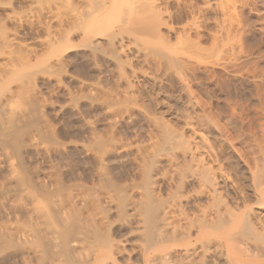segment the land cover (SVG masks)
Here are the masks:
<instances>
[{
    "label": "rangeland",
    "instance_id": "obj_1",
    "mask_svg": "<svg viewBox=\"0 0 264 264\" xmlns=\"http://www.w3.org/2000/svg\"><path fill=\"white\" fill-rule=\"evenodd\" d=\"M61 1L0 0V33L17 34L10 50L0 42V66L10 69L0 83V264H264V231L245 222L264 221L255 201L264 174V0L164 4V46L108 4L97 31L117 41L97 48L83 25L51 23L47 10ZM26 14L41 23L11 19ZM203 167L216 173L215 193L200 191ZM178 201L194 225L212 211L204 239L220 244L190 263L180 251L201 245L197 226L188 243L162 229L168 242L155 240L171 251L166 262L146 238ZM101 247L113 258L94 257Z\"/></svg>",
    "mask_w": 264,
    "mask_h": 264
},
{
    "label": "bare ground",
    "instance_id": "obj_2",
    "mask_svg": "<svg viewBox=\"0 0 264 264\" xmlns=\"http://www.w3.org/2000/svg\"><path fill=\"white\" fill-rule=\"evenodd\" d=\"M177 3V4H179L180 2H182V0H63V1H61V3H60V5L58 4V2H56V5H55V7L54 8H49L48 10H47V13L49 14L48 16H49V19H50V21H51V23L53 22V21H56V23L58 22V24L60 23V25H61V23L62 22H69V23H73V24H75V26H77L78 24L80 25H83V26H80V27H78V28H83L84 27V36L86 37V38H88V39H91V41H92V43H89L90 45H93V47L95 46L96 48L98 47V45L99 44H106V45H108V47H109V45H113V43H114V41L117 39V37L115 38V37H113V36H116V35H111V37L108 35V39H103V38H101L100 37V35L103 33V32H105L106 33V31H103L104 29H102V32H101V34H100V31H101V29L100 30H98L97 31V29H98V25H99V23H101L102 24V26L103 25H105V24H103L104 23V21H103V23L101 22V18H102V16L103 15H101L102 14V12L104 11V9H106V7H107V5L108 4H112L111 6H113L114 5V7L116 6V4H117V6L115 7L116 9L117 8H122V9H120L119 8V10H116L117 12H115L114 13V10H115V8L113 9V8H111V11L109 12V9L107 10V12H106V14H104V15H107V13L109 12V13H111L112 11H113V13L114 14H117L118 12H120V11H122L121 12V14H123V16L122 17H125L126 18V16L128 17V21L130 20V21H134V20H136L135 22H136V24H137V22H139L138 24L140 25V23H142L143 25H144V28L143 27H141V25L139 26L138 25V28H137V30L139 29V27L143 30V34L145 33V35H147V37H149L152 41H154V42H157V43H162L161 45L162 46H164V45H167V44H164L166 41H165V39L163 38V36L162 35H160V31H159V29H160V26L161 25H166L167 24V22H165V19H164V17H163V14H165V13H167V11L164 9V7H161L162 5H169L170 3ZM75 3H77V6H75L76 4ZM121 6H125V11H124V7H121ZM127 6V7H126ZM124 11V12H123ZM46 13V14H47ZM109 13H108V15H109ZM112 13V15H109V17L111 16V17H113V14ZM38 14H40V13H38ZM120 13H118V15H119ZM125 14V15H124ZM107 15V16H108ZM39 16H41V15H39ZM106 16V17H107ZM121 16V15H120ZM120 16H117L116 15V17H119V19H121L122 17H120ZM105 17V18H106ZM108 17V18H109ZM23 18H25V20H29L28 22H32V23H37V24H39V23H41L40 22V17H35V15L34 14H32V15H25V16H17V15H14L13 16V18H11L13 21H18V22H22V19ZM115 18V17H114ZM125 18L123 19L122 18V22L125 20ZM129 18H131V19H129ZM102 20H103V18H102ZM105 21H106V19H104ZM108 20V19H107ZM127 20V19H126ZM164 20V21H163ZM129 21V22H130ZM69 23H67V25L69 24ZM78 23V24H77ZM106 23V25H107V23L108 22H105ZM31 24V23H30ZM65 24V23H64ZM41 25V24H40ZM75 26H73V27H75ZM100 26V25H99ZM101 26V27H102ZM77 27H75V28H77ZM100 27V28H101ZM81 28V29H82ZM103 28V27H102ZM108 27H106V29H107ZM105 29V30H106ZM170 29H172V30H170V31H175V28L174 27H170ZM189 29L190 30H193V31H196V32H199L200 31V28H199V26L198 25H196V24H192V25H190L189 26ZM79 30V29H78ZM141 30V31H142ZM3 32V31H2ZM0 33V42H2V44H3V46H4V48H7L8 50H10L11 49V45H13V43H14V40L16 39V33H11L12 35H9V33ZM108 32V31H107ZM111 32V31H110ZM136 32H138V31H136ZM104 33V34H105ZM107 35V34H106ZM137 35H138V33H137ZM10 36H11V38H10ZM102 36V35H101ZM93 39V40H92ZM164 42H163V41ZM90 41V40H89ZM90 41V42H91ZM117 41V40H116ZM48 42V43H47ZM46 43L47 44H49V41H47ZM44 41L42 42V43H40L39 45H45L46 44ZM167 43V42H166ZM88 44V45H89ZM97 45V46H96ZM94 47V48H95ZM171 54H169V62L173 65V66H180L183 62H184V60L180 57V56H178V52H176V51H172L171 50ZM57 61V60H56ZM169 63V64H170ZM9 72H10V69H9V67H1L0 66V83L3 81V79L5 78L6 79V77H7V74H9ZM6 76V77H5ZM5 79H4V81H5ZM3 84V83H2ZM1 84V85H2ZM198 152V151H197ZM195 154H194V157L197 159V160H200V158L202 157V155H203V153H196V152H194ZM202 159V158H201ZM203 170L202 171H204V172H202V174L204 175V177H203V175H202V178H201V176H199V182L201 181V189H200V191L201 192H203L204 190L203 189H205V191L208 193V194H212V192H214L215 193V191H217V190H215V189H217L216 187H217V184H218V181H217V178L216 177H210V175L212 176L213 174H212V172L213 173H215L214 171H212V172H210L211 170H210V167H209V169H208V167H203L202 168ZM210 170V171H209ZM207 174H209V175H205L206 173ZM200 173H201V171H200ZM211 173V174H210ZM216 174V173H215ZM198 175H199V173H198ZM201 175V174H200ZM213 176H215V175H213ZM218 176V175H217ZM255 176L256 175H254V178H255ZM220 178H221V180H219V181H221L220 182V184L224 187V186H226L227 184H226V182H227V180H228V178H226L223 174L222 175H220ZM201 179H203V180H201ZM155 180V179H154ZM203 181V182H202ZM229 181V180H228ZM237 181V180H236ZM260 181H261V183H260V185L258 186V183H257V185H256V188H255V191H258L259 190V193H258V197H256V202L257 203H264V188H263V185H264V174H263V176L261 177V179H260ZM239 183V182H238ZM238 183L236 184V185H238ZM242 185V184H241ZM260 186H262L261 188H260ZM202 187H204L203 189H202ZM242 186H240V184H239V187L237 186L236 188H238V189H240V193H239V196H240V199H242L241 201H243L244 203H245V201H247L248 199H249V197H248V193H246V190H244L243 188H241ZM257 193V192H256ZM203 194H204V192H203ZM28 196H29V194H27ZM204 195H206V194H204ZM31 196V197H30ZM28 198L30 199V201L32 200L33 201V207L35 208V211L37 212V214L39 215L40 214V212H41V215L43 214L44 216H46L47 214H48V210H46V208H44L43 207V205H42V203L41 202H38V199L36 200V198H33V196L34 195H30ZM190 196V195H189ZM193 196V195H192ZM35 197V196H34ZM192 198V197H191ZM239 198V197H238ZM28 199V200H29ZM105 199L107 200V202H109V203H111L112 202V197L110 196V195H108V196H106L105 197ZM258 199V200H257ZM250 200H252V199H250ZM31 201V202H32ZM40 201V200H39ZM187 201H189V200H187ZM179 202V201H178ZM182 202V201H181ZM177 202H175V203H173V205H169V207H167V209L164 211V212H162V225H163V228H160V230L161 231H159V230H157L155 227H154V224H153V227L158 231V233L155 231V232H153L155 229H152V231L150 230H148L147 231V235H146V238L148 239L147 240V243H149V242H152L153 244H155L156 243V240H155V238H158V236H164V231H171V234H170V237H172V240H174V241H177V239H176V237L178 236V235H181V239H180V241L182 242H184V241H187V240H185V237H188L189 239L191 238V232H192V230H193V228L195 227V226H197V236H196V240L197 241H201V245L200 246H194V247H189V243H188V241H187V243L188 244H186V246L183 248V249H181V254L184 256V258L187 260V263H190L191 261H192V259H193V257L195 256V255H197L198 254V252H200V251H202V253H203V255H205V253H207V252H205V251H207V249L206 248H208V250H209V247L211 248L212 246H216L217 248H219V242H216V241H213V240H211V239H208L206 242H205V237H206V235L208 234V233H210L209 231V228L210 227H212L211 226V224H210V222L213 220H211V218H208V217H210L209 215H211L212 213V211L210 212L209 210H202V214H201V217H203V218H201V222L198 224V225H194L195 223L194 222H192L193 220H192V218H191V220H189V216H187V215H184L183 213H182V209H181V204L182 203H180L179 202V204H176ZM255 204V203H254ZM257 205V204H256ZM134 206V207H133ZM133 208L135 209V214L137 215L138 213H141V212H138V210H137V208H135V204H133ZM148 206H149V204H148ZM150 208H149V210H146L148 213H145V214H147L148 216H146L145 218L146 219H148V220H146V222L147 221H151V219H153L152 218V215H153V208L151 207V206H149ZM183 207V206H182ZM263 207V206H262ZM33 208V209H34ZM147 209V208H146ZM181 209V210H180ZM246 209H247V207H246ZM32 210V209H31ZM45 210L46 211H48L47 212V214L45 213ZM226 210H229L228 208H226ZM34 211V212H35ZM145 211V212H146ZM257 210H256V208H254V207H249V209H247V212H249L248 214H252L253 216H254V218L255 217H258V215H260V213H258V211L256 212ZM30 212H32V211H30ZM35 212V213H36ZM39 212V213H38ZM153 212V213H152ZM214 213H216V212H214ZM135 214H134V216H135ZM217 215H219L218 214V211H217V213H216ZM215 214V216L217 217V219H218V216ZM42 215V216H43ZM132 215H133V213H132ZM142 214H140V215H137L138 217L139 216H141ZM262 215V214H261ZM43 216V217H44ZM151 216V217H150ZM262 216H264V215H262ZM37 218H38V216H36ZM40 217V216H39ZM249 217L250 216H248L247 217V219H246V228H248V229H252V228H258V229H260V230H262V231H264V218L262 219V224L260 225V227H256V226H254L253 224V221H252V218L250 217V219H249ZM45 218V217H44ZM46 218H49V216H47ZM141 218V217H140ZM151 218V219H150ZM246 218V217H245ZM138 219V218H137ZM209 219H210V221H209ZM220 219V218H219ZM218 219V220H219ZM141 220V219H140ZM154 220V219H153ZM152 220V221H153ZM200 220V219H199ZM218 220H216L217 222H218ZM248 220V221H247ZM161 221H160V224H161ZM258 221V220H257ZM152 222H150V224H151ZM154 223V222H153ZM214 223H215V220H214ZM261 223V222H260ZM259 223V224H260ZM162 225L161 226H159V227H162ZM184 226V228H182ZM185 226H187L186 228H187V230L189 229V231H187L186 232V228H185ZM259 226V225H258ZM159 227H158V229H159ZM151 229V228H150ZM162 229H164V231H162ZM182 229H184V230H182ZM211 229V228H210ZM53 230H57V229H53ZM62 230V229H61ZM59 231L60 230H58V234H59ZM261 231V232H262ZM56 232V231H55ZM62 232H63V230H62ZM52 233H54V232H52ZM61 233V232H60ZM249 233V232H248ZM156 234H158L157 235V237H155V235ZM166 234V233H165ZM66 235V234H65ZM64 235V237H66ZM185 235V236H184ZM244 235H245V232H244ZM162 236V237H163ZM249 236V235H248ZM254 236V235H253ZM259 236V235H258ZM261 236H263V238H264V232H262L261 233ZM63 237V238H64ZM169 237V238H170ZM260 237V236H259ZM164 238V237H163ZM254 238H256V237H254ZM260 238H262V237H260ZM166 241V243L168 242L167 241V238H166V236H165V238H164ZM164 239H162V240H164ZM183 239V240H182ZM259 239V238H258ZM65 241H66V239H64ZM169 240V239H168ZM154 241H155V243H154ZM158 242V241H157ZM160 243V242H159ZM233 243V242H232ZM150 244V243H149ZM153 244H150V246L153 248V247H155V246H157V248L155 247V249L157 250V254H158V258L160 257L162 260H165V262L167 261V259H169V256L172 254L171 253V251L170 250H168V249H164V247H163V243H161V247L160 246H158V243H156L155 244V246H153ZM234 244V243H233ZM232 244V245H233ZM113 245V244H112ZM197 245V244H196ZM149 246V245H148ZM147 247L148 249H150L151 247ZM234 246V245H233ZM232 246V247H233ZM113 247L115 248V250L117 249V248H119L120 246L118 245V244H116L115 246L113 245ZM160 247V248H159ZM167 248H169V247H167ZM170 249H172V248H170ZM115 250L114 249H111V247L110 248H106V249H104V248H100V249H97L94 253H93V256L94 257H96V258H100V261L102 260V261H104L105 259V261L104 262H106L108 259H111V258H113V255L115 254ZM123 250V249H122ZM145 250V249H144ZM150 250H152V249H150ZM173 250V249H172ZM217 250V249H216ZM145 251H147V250H145ZM155 251V250H154ZM233 251V250H232ZM151 252V251H150ZM175 252H177V250L175 251ZM143 253H144V251H143ZM153 253V252H152ZM148 254V253H147ZM149 255V254H148ZM152 256H154L153 254H152ZM155 256H156V254H155ZM154 256V257H155ZM153 257V258H154ZM157 257V256H156ZM93 258V257H92ZM95 258V259H96ZM105 258V259H104ZM159 258V259H160ZM98 261V260H97Z\"/></svg>",
    "mask_w": 264,
    "mask_h": 264
}]
</instances>
